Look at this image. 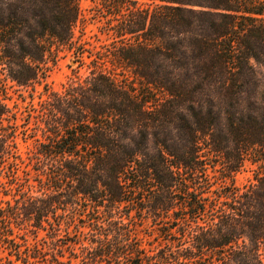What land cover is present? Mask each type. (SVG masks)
<instances>
[{"label": "trees", "instance_id": "trees-1", "mask_svg": "<svg viewBox=\"0 0 264 264\" xmlns=\"http://www.w3.org/2000/svg\"><path fill=\"white\" fill-rule=\"evenodd\" d=\"M98 5L108 42L58 90L78 1L0 0V264H264V0Z\"/></svg>", "mask_w": 264, "mask_h": 264}, {"label": "rangeland", "instance_id": "rangeland-1", "mask_svg": "<svg viewBox=\"0 0 264 264\" xmlns=\"http://www.w3.org/2000/svg\"><path fill=\"white\" fill-rule=\"evenodd\" d=\"M79 5V19L73 27V42L72 50L60 51L58 53L57 61L50 70L45 79L48 86L61 90V85L73 75L78 72L81 75L87 74L86 65L92 59H95V52L100 49L103 43L108 42L107 35L105 34L112 19L109 12L99 7L100 0H77ZM142 2V0H140ZM254 68L260 79L264 90V64L254 63ZM7 82V81H2ZM42 89L41 85L35 86V95ZM7 91L10 95L8 102L12 105L14 102H19V117H23L25 124L34 125L37 119L39 105L36 103L38 98L35 97L34 101L30 102L29 95L26 91L21 90L20 87L12 85L7 82ZM31 93V92H29ZM26 95V102H21V96ZM22 122V120H20ZM21 131L22 127L19 128ZM29 135L32 133L28 132ZM24 132L20 137H24ZM31 147V141L28 139L23 142L19 138V148L22 153L26 152ZM250 177L249 169L238 173L235 176L234 182L237 185H243Z\"/></svg>", "mask_w": 264, "mask_h": 264}]
</instances>
